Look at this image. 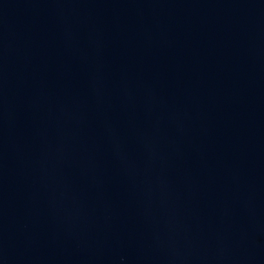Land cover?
I'll list each match as a JSON object with an SVG mask.
<instances>
[{
  "label": "water",
  "instance_id": "water-1",
  "mask_svg": "<svg viewBox=\"0 0 264 264\" xmlns=\"http://www.w3.org/2000/svg\"><path fill=\"white\" fill-rule=\"evenodd\" d=\"M0 264H264V0H0Z\"/></svg>",
  "mask_w": 264,
  "mask_h": 264
}]
</instances>
